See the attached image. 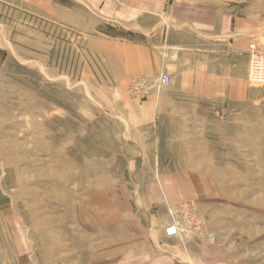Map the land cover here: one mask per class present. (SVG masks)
Wrapping results in <instances>:
<instances>
[{"label":"rangeland","instance_id":"1","mask_svg":"<svg viewBox=\"0 0 264 264\" xmlns=\"http://www.w3.org/2000/svg\"><path fill=\"white\" fill-rule=\"evenodd\" d=\"M137 1L0 0V264H264V86L247 68L259 104L167 103L129 133L172 83L122 85L109 62L140 36L101 9Z\"/></svg>","mask_w":264,"mask_h":264},{"label":"crops","instance_id":"2","mask_svg":"<svg viewBox=\"0 0 264 264\" xmlns=\"http://www.w3.org/2000/svg\"><path fill=\"white\" fill-rule=\"evenodd\" d=\"M84 1L93 9L100 5L95 0ZM164 2L138 0L132 11L140 14L129 18L112 3L101 9L104 19L134 22L133 29L139 32L138 43H108L109 62L116 67L120 84L128 85L142 74L165 72L172 78L169 87L157 96L150 94L138 115L130 117L128 132L155 130L159 119L166 115L167 103L174 107L186 102L189 109L195 110L218 105L241 108L250 99L252 105L259 104L254 97L259 96L260 87L247 82V52L250 44L264 43V2L172 0L170 26L159 29ZM77 21L85 32L87 25ZM154 162L159 163L157 157Z\"/></svg>","mask_w":264,"mask_h":264},{"label":"built area","instance_id":"3","mask_svg":"<svg viewBox=\"0 0 264 264\" xmlns=\"http://www.w3.org/2000/svg\"><path fill=\"white\" fill-rule=\"evenodd\" d=\"M249 66H248V81L254 86H264V51L259 45L251 44L248 50ZM171 82L170 77L164 74L158 76L155 84L158 88L166 87ZM166 234L168 237L177 235V228L171 226L167 229ZM213 236L210 240L213 241Z\"/></svg>","mask_w":264,"mask_h":264}]
</instances>
